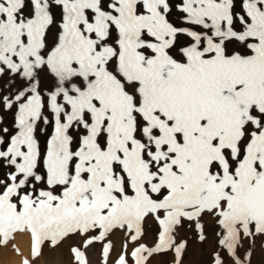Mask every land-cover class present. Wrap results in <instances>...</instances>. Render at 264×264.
<instances>
[{
	"label": "snow or ice",
	"instance_id": "6c2138e0",
	"mask_svg": "<svg viewBox=\"0 0 264 264\" xmlns=\"http://www.w3.org/2000/svg\"><path fill=\"white\" fill-rule=\"evenodd\" d=\"M236 8L0 0V112L15 109L12 130L0 127V244L26 232L36 257L94 229L85 247L117 228L136 241L152 215L157 242L136 247L135 264L169 249L180 264L176 228L195 221L203 241L209 212L233 264H250L238 248L264 235V0Z\"/></svg>",
	"mask_w": 264,
	"mask_h": 264
},
{
	"label": "rangeland",
	"instance_id": "374dc122",
	"mask_svg": "<svg viewBox=\"0 0 264 264\" xmlns=\"http://www.w3.org/2000/svg\"><path fill=\"white\" fill-rule=\"evenodd\" d=\"M174 2L180 3L181 0H174ZM236 3H237V8L235 10L241 11V9H240L241 0H236ZM182 15H183L182 13L174 11V13L170 16V21H172L178 25L183 24V21L181 19ZM237 27L239 28L240 26L237 25ZM197 30H199V29L197 28ZM180 40H181V43H184L185 41L188 40V38L187 37H181ZM240 50L242 52H245L246 54H250V51L244 47H241ZM14 111H15V109H13L11 112L10 111L0 112V116H3V124H0V127L6 126L10 129V131L12 130V124H13L12 120H14ZM5 113H6V115H5ZM0 163H2V162H0ZM3 172H6V170L4 169L3 171H0V174H2ZM160 214L163 215L162 212ZM217 219L218 218L213 213H209V212H205L201 216L200 223L203 224V234L205 236V239L203 241H201L199 239V232L196 229L195 221L184 220L182 226H179L176 228V230H175V242L177 244H179L180 242L185 243V248L182 251L180 261H182V260L184 261L188 255V253L191 252L192 250H195V251L198 250L204 255V263H202V264H210V263L212 264L213 263V254L216 252H219L220 254H222L221 256L224 257V262H225L226 258L227 259L231 258L229 256L227 257L225 250L221 246H219V244H218V239H219L218 234L221 233L222 229L218 225ZM159 230L160 229H159L158 222L155 220V218L152 215H149L148 217H146V219L143 222V235L140 238H138L136 241H132L130 239V234H129V231L127 228H125V229L117 228V229H113L105 237V239L103 241H94L93 243L89 244L87 247L84 246V241L86 239H89L93 236L98 235L99 229L91 230L84 235H81L80 233L71 234L68 237L64 238L61 241L62 243H60V244H64V246H65L64 251L66 250L65 252L71 256L72 264H77L73 253L70 251L73 247H77L85 253L87 264H93L92 263L93 261H91L92 259H95V264H105V260H104L103 255H102V250H103V246L105 243L114 244V242H115L121 248H123V247L126 248L130 244H133L134 247H138L140 244L143 243L147 247L151 248L157 242ZM257 239L263 241L264 235H261V236L256 235L255 237H252V238H242V244L238 248L239 256L242 259L245 257V255L248 251L251 252V257L249 258L250 264H252L251 259L254 256L253 255L254 254V245H255V242ZM129 241H131V242H129ZM45 244H47V246L51 250H53L54 248L57 247V246H52L49 242L48 243L45 242L42 245V248L44 247ZM90 249L92 251V257L91 258H90V253L88 254ZM41 253H42V251H41ZM163 253H165L168 256V258L170 260V264H175L176 255H175L174 249H169L167 251H164ZM109 254H110V252H109ZM154 254H157V253H154ZM88 257H89V259H88ZM211 260H212V262H211ZM231 260L233 261V259H231Z\"/></svg>",
	"mask_w": 264,
	"mask_h": 264
},
{
	"label": "bare ground",
	"instance_id": "6f19581e",
	"mask_svg": "<svg viewBox=\"0 0 264 264\" xmlns=\"http://www.w3.org/2000/svg\"><path fill=\"white\" fill-rule=\"evenodd\" d=\"M5 115H6V113H5ZM12 121H14V120H12ZM4 169L6 171L8 170L6 168H4ZM4 169H3V167H0V171H3ZM129 242H131V241H129ZM60 243H62V242H60ZM60 243L53 250L49 249L47 244H45L41 250L42 251L41 255L33 257L31 255V250H30L31 249V243H30L29 234L26 232L25 233H18L14 236L13 239H11L9 241V243L0 244V264H23V261L25 259H28L30 264H72L71 256L65 252L66 250L64 251V249H65L64 244H60ZM111 245H112V247L110 249V254L108 255L109 257L107 258L106 264H116V260L118 259V257L121 254L125 255L126 260H127V264H135V259L131 255L132 251L136 248L133 246V244H130L126 248L125 247L121 248L115 242H114V244H111ZM17 249H18V251H17ZM89 253H90V258H91L92 257L91 249L89 250L88 254ZM238 255H239V253H238ZM253 255H254L253 258L251 259L252 264H264V239H263V241H261L259 239L256 240L255 245H254V254ZM88 259H89V257H88ZM231 259L232 258H229V259L226 258L224 264H233V261ZM91 261H93L92 263L95 264V259H92ZM211 262H212V260H211ZM202 263H204V255L198 250H196V251L192 250L191 252L188 253V255L184 261L183 260L180 261V264H202ZM145 264H170V260H169L168 256L162 252L159 254L157 253V254H152L151 256H149L147 258V260L145 261Z\"/></svg>",
	"mask_w": 264,
	"mask_h": 264
}]
</instances>
